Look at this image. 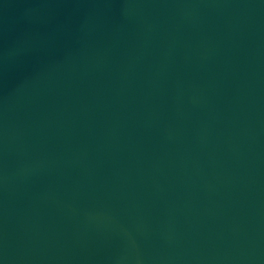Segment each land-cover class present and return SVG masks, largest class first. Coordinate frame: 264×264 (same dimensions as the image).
Instances as JSON below:
<instances>
[{
  "label": "water",
  "instance_id": "95a60500",
  "mask_svg": "<svg viewBox=\"0 0 264 264\" xmlns=\"http://www.w3.org/2000/svg\"><path fill=\"white\" fill-rule=\"evenodd\" d=\"M0 264H264V0H0Z\"/></svg>",
  "mask_w": 264,
  "mask_h": 264
}]
</instances>
